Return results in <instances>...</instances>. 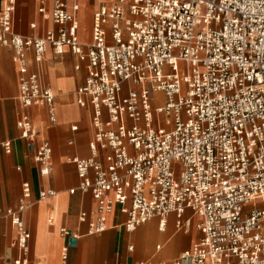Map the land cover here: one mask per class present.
Wrapping results in <instances>:
<instances>
[{
  "label": "built area",
  "instance_id": "2783aa9c",
  "mask_svg": "<svg viewBox=\"0 0 264 264\" xmlns=\"http://www.w3.org/2000/svg\"><path fill=\"white\" fill-rule=\"evenodd\" d=\"M1 1L0 47L14 52L25 108L47 105L57 121L55 94L41 74L48 47L57 55L69 47L86 62L77 101L92 107L90 156L71 160L78 189L97 204L94 220L79 216L87 234L106 231L116 206L129 232L152 218L163 228L171 213L188 229L189 209L202 236L175 264H264V0H114L95 10L86 45L79 0H54L50 14L48 1L37 0L56 26L41 37L15 32L16 0ZM32 61L38 71L31 72ZM17 123L36 144L40 175L49 176L50 143L37 141L27 113ZM0 144L10 152L11 142ZM55 194L42 190L39 199ZM32 195L24 182L18 205L6 212L18 235L10 264L30 263L23 214ZM60 232L66 262L79 235Z\"/></svg>",
  "mask_w": 264,
  "mask_h": 264
},
{
  "label": "crops",
  "instance_id": "0c3cea01",
  "mask_svg": "<svg viewBox=\"0 0 264 264\" xmlns=\"http://www.w3.org/2000/svg\"><path fill=\"white\" fill-rule=\"evenodd\" d=\"M47 1L50 14L54 0ZM91 1L87 6L114 2ZM79 4L78 17L79 21L81 18L80 25L82 23L80 39H88L91 36L89 25L91 20L93 23V14L98 6L90 20L84 1L79 0ZM2 8L0 0V14ZM55 27L50 16L39 13L37 0H16L15 32L41 37ZM90 30L92 32V25ZM13 53L11 47H0V142H11L10 152H6L0 144V264H10L18 255L15 245L17 229L6 212L18 205L24 182L31 184L33 194L32 206L23 214L26 226L31 230L29 264H175L202 236L196 227L199 218L189 209L183 216V220L190 218L192 221L188 229L179 228L178 216L171 213L163 228H160L159 218H152L129 232L124 227L127 215L120 211L119 206L109 214L108 227L103 233L87 234V223L79 219L83 211L89 221L98 215L92 194L78 189L80 178L71 160L90 156L92 107H82L77 101V91L86 84L88 77L86 62L80 61L69 47H65L61 55L48 47L41 64V74L43 82L55 94L57 121L51 123L49 106L25 108L22 105L19 99V70L13 60ZM38 69V64L32 61L31 72ZM25 113L39 132L37 141H48L52 147L53 170L49 176H42L38 171L34 159L36 144L32 147L30 141L20 136L17 121ZM74 125L76 130L72 129ZM75 188V192L71 193L70 189ZM42 190H54L56 194L39 199ZM195 218H198L196 223ZM63 227L79 235L76 244L70 243L66 262L62 259L63 246L67 240L60 232ZM181 264L189 262L183 261Z\"/></svg>",
  "mask_w": 264,
  "mask_h": 264
},
{
  "label": "rangeland",
  "instance_id": "374dc122",
  "mask_svg": "<svg viewBox=\"0 0 264 264\" xmlns=\"http://www.w3.org/2000/svg\"><path fill=\"white\" fill-rule=\"evenodd\" d=\"M82 1H84V3H85V9H88V12H87V14H88V17L90 18V20H91V17H92V13L94 12V10H95V8L98 6V3L96 4V5H94V6H92V7H89V6H87V3H89V5H90V2H92L91 0H82ZM80 21H81V18H80ZM91 22H92V20H91ZM91 22H90V25H89V36H90V28H91ZM81 28H82V23H81V25H80V31H81ZM81 35H82V33H81ZM91 37V36H90ZM90 37L88 38V39H86L85 37H83L82 38V40H81V42L83 43V44H88V42H89V40H90ZM155 95L153 94V97H154ZM198 221V218H195V223Z\"/></svg>",
  "mask_w": 264,
  "mask_h": 264
},
{
  "label": "water",
  "instance_id": "95a60500",
  "mask_svg": "<svg viewBox=\"0 0 264 264\" xmlns=\"http://www.w3.org/2000/svg\"><path fill=\"white\" fill-rule=\"evenodd\" d=\"M76 242H77L76 239H71V240H70V243H71L72 245L76 244Z\"/></svg>",
  "mask_w": 264,
  "mask_h": 264
}]
</instances>
